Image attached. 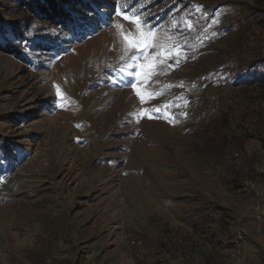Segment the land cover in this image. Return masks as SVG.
Listing matches in <instances>:
<instances>
[{
    "label": "rangeland",
    "instance_id": "rangeland-1",
    "mask_svg": "<svg viewBox=\"0 0 264 264\" xmlns=\"http://www.w3.org/2000/svg\"><path fill=\"white\" fill-rule=\"evenodd\" d=\"M179 1L172 32L143 22L179 48L146 76L157 49L125 52L123 15L52 62L0 53V264H264V133L241 120L264 95L217 82L231 0ZM216 206L218 246L187 219Z\"/></svg>",
    "mask_w": 264,
    "mask_h": 264
},
{
    "label": "trees",
    "instance_id": "trees-1",
    "mask_svg": "<svg viewBox=\"0 0 264 264\" xmlns=\"http://www.w3.org/2000/svg\"><path fill=\"white\" fill-rule=\"evenodd\" d=\"M132 8L135 10L133 13L151 28L160 27L172 32L185 5L179 0H0V53L35 66H39L37 64L45 55L52 62L73 42L83 41L110 25L109 21L114 20L117 9L127 13ZM219 13L230 15L228 25L221 27L220 32L228 34L234 30L236 37L231 48L225 49L227 59L219 67L221 75L217 82L232 89L264 95V0H231ZM186 15L190 16L187 11ZM194 17H189L190 24L195 22ZM200 98L209 100L205 95H200ZM241 120L246 139L261 138L264 111L246 108ZM214 209L220 214L214 228L211 223L216 220V211L213 216L202 213L200 225L192 215L187 219L199 240L204 238L218 246L220 242L216 235L225 233L228 212L220 206Z\"/></svg>",
    "mask_w": 264,
    "mask_h": 264
},
{
    "label": "snow or ice",
    "instance_id": "snow-or-ice-1",
    "mask_svg": "<svg viewBox=\"0 0 264 264\" xmlns=\"http://www.w3.org/2000/svg\"><path fill=\"white\" fill-rule=\"evenodd\" d=\"M115 15L120 16L123 15V18L125 20L131 21L135 25V31L134 32H119V36L121 38L122 44L124 46L125 52H127L128 49H135L137 52H140L141 55L146 53L149 48H155L157 49V56L149 58L148 64H140L138 67L143 70V74L146 76L149 71L152 70V63L159 62V58L161 56H168L171 55L173 51L176 53H179V48L175 45L169 46V40L170 37H166L164 40H160L158 35L154 33L151 29L145 28L143 25V21L141 18L136 14L132 13L131 15H126L121 9H117L115 12ZM111 23V20L109 21ZM117 29H121L122 25H116ZM191 27V25H189ZM123 59V57H122ZM176 63L178 65L179 58L177 55ZM137 77L141 75V72L136 73ZM136 95L140 98L141 103H144V94L142 91L136 87V84L131 85ZM182 86V84H181ZM171 87V86H169ZM59 93V89H57ZM162 93H149V97H155L157 95H161ZM183 99V98H181ZM165 110L169 107V105L163 106ZM154 112H160L161 108L157 107L153 109ZM136 115H140V113H136ZM149 118H153L151 115H149Z\"/></svg>",
    "mask_w": 264,
    "mask_h": 264
},
{
    "label": "built area",
    "instance_id": "built-area-1",
    "mask_svg": "<svg viewBox=\"0 0 264 264\" xmlns=\"http://www.w3.org/2000/svg\"><path fill=\"white\" fill-rule=\"evenodd\" d=\"M257 210L261 211L259 207H257Z\"/></svg>",
    "mask_w": 264,
    "mask_h": 264
}]
</instances>
